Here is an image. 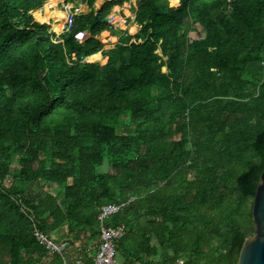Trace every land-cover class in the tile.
Returning <instances> with one entry per match:
<instances>
[{
    "label": "trees",
    "instance_id": "obj_1",
    "mask_svg": "<svg viewBox=\"0 0 264 264\" xmlns=\"http://www.w3.org/2000/svg\"><path fill=\"white\" fill-rule=\"evenodd\" d=\"M46 1L0 0V264H90L118 201L121 264H236L264 168V0H135L103 64L86 58L126 0H70L86 8L57 37L30 13Z\"/></svg>",
    "mask_w": 264,
    "mask_h": 264
},
{
    "label": "built area",
    "instance_id": "obj_2",
    "mask_svg": "<svg viewBox=\"0 0 264 264\" xmlns=\"http://www.w3.org/2000/svg\"><path fill=\"white\" fill-rule=\"evenodd\" d=\"M63 8L66 10L63 16L62 29L67 31L72 27V23L76 13L82 11V5L75 3L73 5L63 4ZM110 22V28L117 27L120 22L126 25L130 20H134V13H129L121 16L119 19L114 20L112 12L108 14ZM116 21V22H115ZM78 41H82L88 37V33L81 31L75 34ZM264 65V60L262 61ZM7 183H10V178L6 179ZM127 202H108L101 204L98 207L97 219L99 221V238L95 248V252L92 256L90 264H121L117 253V242L125 234V228L122 225H107V220L113 214L117 213ZM35 237L44 246L47 252L51 255H62L67 249V241L50 237L39 230H34ZM63 264H68L63 262ZM74 264H87L84 261L76 260Z\"/></svg>",
    "mask_w": 264,
    "mask_h": 264
},
{
    "label": "crops",
    "instance_id": "obj_3",
    "mask_svg": "<svg viewBox=\"0 0 264 264\" xmlns=\"http://www.w3.org/2000/svg\"><path fill=\"white\" fill-rule=\"evenodd\" d=\"M103 1L104 0H97L96 3H95L96 8H98L99 5ZM47 2H48V0L42 5L41 8L32 10V11H30V13L33 16L34 20H36V21H39V22L47 21L48 24H49V31L53 32L56 35V37H57L63 31V29H62L63 18L59 19L56 14H53V15L45 16V18L43 20H38L34 16V12L37 11V10H40L41 13L45 12V4ZM53 3H54V5L50 6L49 9H48L49 11L56 10V11H59V12L65 14L66 10L63 8V4L66 3V4H69V5H73L75 3H80V2H78V1H70V0H55ZM80 4L82 5V9L84 10L86 8V6L83 5L82 3H80ZM134 6H135V0H126V1L123 2L122 5L116 6L114 8V10L112 11L114 20L119 19L123 15L129 14V13H133L132 10H133ZM117 23H118L117 27L103 30L97 35L98 38L102 41L103 45H102L101 49L98 52L88 56L86 58L87 60L97 61L100 64L105 63L106 59H107V54L112 49H114L117 46V43H118V32H116V29L126 30V31H128V33L133 34L138 29L137 26H139L134 20H130L126 25H123L120 22H117ZM58 24L61 25L59 31H57L56 28H55V26L58 25ZM132 26L134 27V30L131 31ZM96 55H99V59H91V56H96ZM59 233H60V231L55 233L53 235V237L56 238V239L59 238V236H58ZM64 261L67 262L66 260H64Z\"/></svg>",
    "mask_w": 264,
    "mask_h": 264
},
{
    "label": "water",
    "instance_id": "obj_4",
    "mask_svg": "<svg viewBox=\"0 0 264 264\" xmlns=\"http://www.w3.org/2000/svg\"><path fill=\"white\" fill-rule=\"evenodd\" d=\"M251 211L254 233L245 237L236 264H264V168L257 181Z\"/></svg>",
    "mask_w": 264,
    "mask_h": 264
},
{
    "label": "rangeland",
    "instance_id": "obj_5",
    "mask_svg": "<svg viewBox=\"0 0 264 264\" xmlns=\"http://www.w3.org/2000/svg\"><path fill=\"white\" fill-rule=\"evenodd\" d=\"M49 1V0H48ZM46 8H47V10L49 9L48 8V6H46ZM49 11V10H48ZM50 12V14L51 15H53L54 14V12L53 11H49ZM58 28H60L61 27V25H56ZM195 27H196V31H193L192 32V36H194V35H198L199 36V34L201 33V31H202V28H201V26L199 25V24H195ZM134 30V29H133ZM104 167H102V169H103ZM49 190H51L52 192H56V190L55 189H49ZM91 251H95V248L92 246L91 248ZM159 258H160V255L159 256H157V257H152V258H148V257H143V259H142V264H155L154 262H155V260H159ZM120 260V259H119ZM148 260H150L149 262H148ZM150 262H152V263H150ZM136 264H141V263H137L136 262Z\"/></svg>",
    "mask_w": 264,
    "mask_h": 264
},
{
    "label": "bare ground",
    "instance_id": "obj_6",
    "mask_svg": "<svg viewBox=\"0 0 264 264\" xmlns=\"http://www.w3.org/2000/svg\"><path fill=\"white\" fill-rule=\"evenodd\" d=\"M54 1H55V0L46 3V6H48V8H49L50 6L54 5V3H53ZM52 11L54 12V14L57 15V17H58L59 19H62V18H63V16H64L63 13H61V12H59V11H56V10H52ZM48 12H49V11H48ZM58 23H59V22H58ZM58 25H60V24H58ZM56 28H57V29H60V28H58L57 26H56ZM133 29H134V27L132 26L131 31H132ZM163 69H164V67H163Z\"/></svg>",
    "mask_w": 264,
    "mask_h": 264
}]
</instances>
